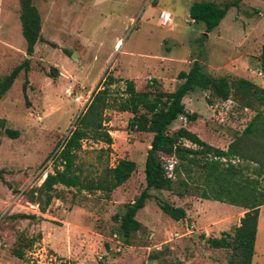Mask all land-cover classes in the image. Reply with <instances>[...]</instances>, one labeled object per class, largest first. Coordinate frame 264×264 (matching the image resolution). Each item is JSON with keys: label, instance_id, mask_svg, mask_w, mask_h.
Listing matches in <instances>:
<instances>
[{"label": "rangeland", "instance_id": "374dc122", "mask_svg": "<svg viewBox=\"0 0 264 264\" xmlns=\"http://www.w3.org/2000/svg\"><path fill=\"white\" fill-rule=\"evenodd\" d=\"M233 1L33 0L41 20V40L29 57L21 35L19 0H0V78L29 60L28 72L21 70L0 99V264H159L150 260L154 252L163 254L165 264H227V253L211 248L205 239L232 234L240 215L223 224L220 218L212 220L218 210L209 207L202 223L188 232L189 224L184 220L176 224L160 209L164 202L179 205L172 192L150 190L145 207L136 214L141 228L127 241L121 239L119 217L145 187L142 155L152 139L149 133L128 131L132 117L128 112L105 110L110 152L98 159L97 151L106 145L83 140L77 163L83 176H93L121 159L132 160L138 170L129 181L108 198L97 191L57 186V198L44 213L26 195L53 173L57 164L52 154L76 127L91 94L110 77L116 81L108 98L114 104L123 99L120 95L128 80L139 92L175 90L179 72H188L195 60L214 78H247L263 88L264 0H246L249 5L241 1L210 33L188 16L194 2L223 6ZM161 11L170 14L171 22L161 24ZM119 39L124 43L115 51ZM183 104L206 120L177 119L168 133L187 125L220 147L233 141L254 116V111L232 99L213 98L209 90L188 93ZM163 161L168 169L174 162L170 157ZM232 163L249 165L243 176L262 181L264 189L263 176L252 172L253 163ZM190 191L201 199L199 184ZM262 219L264 227V215ZM206 222L215 230L204 232L201 226ZM15 251H21L22 257ZM252 264H264V233L257 240Z\"/></svg>", "mask_w": 264, "mask_h": 264}, {"label": "trees", "instance_id": "16d2710c", "mask_svg": "<svg viewBox=\"0 0 264 264\" xmlns=\"http://www.w3.org/2000/svg\"><path fill=\"white\" fill-rule=\"evenodd\" d=\"M241 1L243 0H234L223 6L213 2H194L188 10L189 18L194 24H203L205 32L210 33L219 26L227 11L237 7ZM19 7L21 35L26 45V55L30 57L35 45L41 40V20L33 0H19ZM21 70L28 72V59L9 75L0 78V99L12 87ZM262 72L264 73V51ZM52 74L51 76H55V69H52ZM177 79L180 84L172 92H139L132 81H125L126 87L120 95L123 99L115 104L108 98L111 95L110 88L116 81L112 77L104 81L101 88L99 86L91 94L74 130L65 138L56 154H52L57 164L53 173H48L39 187L29 191L27 200L37 204L44 213L51 201L57 198V186L77 191H97L108 198L111 192L130 179L137 168L132 160L121 159L115 166L107 165L101 173L93 176H83V167L77 163L83 140L91 139L106 145L97 151L98 159L110 152L112 138L104 125L103 116L104 111L112 107L118 112L132 114L127 123L128 131L152 135L144 162L145 187L132 203L124 206V212L119 217L118 232L121 239L127 241L132 232L141 228L136 214L145 207L150 198V190L172 192L179 196L189 193L191 187L199 184L202 199L224 202L245 210L239 226L234 228L232 234L223 232L218 238H206V243L213 249L225 251L227 264H252L259 208L264 205V189L262 181L243 176V171L249 169V165L243 167L232 162L253 163V174L258 178L263 176L264 182V109H261L264 107V89L244 78H214L203 71L197 60L192 63L188 72H180ZM146 86L151 87L148 83ZM197 89L209 90L217 100L226 102L232 99L243 108L254 111L252 119L224 151L206 144L185 127L168 133V128L180 117H185L189 123L196 121L197 114L186 111L183 99ZM208 103L212 105V101L209 100ZM5 133L14 135L9 130H5ZM184 142L194 147L185 146ZM163 157L173 159L171 170ZM224 195L227 200L222 198ZM160 209L175 223L186 217L182 208L165 202ZM14 254L18 258L22 257L21 251H15ZM162 257V253L154 252L150 260L165 264Z\"/></svg>", "mask_w": 264, "mask_h": 264}, {"label": "crops", "instance_id": "0c3cea01", "mask_svg": "<svg viewBox=\"0 0 264 264\" xmlns=\"http://www.w3.org/2000/svg\"><path fill=\"white\" fill-rule=\"evenodd\" d=\"M244 3L246 5H249V3L246 2V0L243 1V4ZM257 31H258V29H256V32ZM251 33H253V32L251 31L250 34ZM255 35L258 36V34H255ZM251 37H252V35H251ZM169 66H170V69H171V67L173 69V66L168 63V67ZM201 66H202V64H201ZM202 69H203V67H202ZM244 79L249 80L247 78H244ZM179 84H180V81H179ZM263 88H264V85H263ZM170 92H172V91H170ZM185 109L189 113L193 112V111L188 110L186 105H185ZM213 110H215V109L213 108ZM196 114H199L197 116L196 121L206 120V118H203V116L200 113H196ZM178 120H179V118H178ZM178 120H176V121H178ZM182 127H185L188 130H190L191 132L195 133L199 137L200 140H202L203 142H205L206 144H208V145H210V146H212L214 148H218V149L223 150V151L227 149V146H228L229 143H227L226 147H224V146L220 147V146L217 145L216 142H214L212 140L211 141H207L206 139H203L201 137L200 132L196 131V129H192L191 127H189L187 125H184ZM148 148H149V146L147 147V149ZM145 156H146V152L142 155V158L144 157V162H145ZM136 170H138V168H136ZM140 170L142 171V182L145 184V181H144V166H143V169H140ZM133 175H134V173H133ZM131 177H130V179H131ZM189 192L190 193H184L183 195H179V196L176 195V198L179 201L178 202L179 205L175 206V207H178V208H182L185 211L186 217H185L184 221L183 220L182 221L185 222L187 225L189 224L187 227L189 229H191V230L188 231V232H191V233L193 232L192 228L195 227L194 224L198 225V224L202 223L203 217L206 216L204 211L207 210L209 207H213L214 209L218 210V212H215L216 214L214 215L212 220L220 218V219H222V220H220V222L223 221V224H227L228 222L234 221V219L237 216V214H239L240 218L238 220V224H236V227L239 226L240 219L243 217V214L245 212V210L243 208H240V207H237V206H233V205H230V204H227V203H224V202L215 201V200L202 199L201 197H200L201 199H199L197 196H194V194H192L190 190H189ZM130 203H132V202H130ZM239 210H243V211L239 212ZM263 215H264V205L259 208V216H258L255 248H257V240L259 239L260 234L264 233V227L262 225V221H263L262 216ZM176 224H181V222H177ZM205 224L206 225H204V227L201 226V228H203V231L204 230H215V227H210V225H208L207 222Z\"/></svg>", "mask_w": 264, "mask_h": 264}, {"label": "built area", "instance_id": "2783aa9c", "mask_svg": "<svg viewBox=\"0 0 264 264\" xmlns=\"http://www.w3.org/2000/svg\"><path fill=\"white\" fill-rule=\"evenodd\" d=\"M159 20L161 21V24H166V23L171 22L170 14L166 11H161L159 13ZM123 43H124V41L122 39L117 40L115 45H114L115 51H118L119 49H121V47L123 46ZM179 120L186 122L185 117H180ZM171 169H172V164L169 165V170H171ZM186 230L189 231L190 229L188 227H186Z\"/></svg>", "mask_w": 264, "mask_h": 264}, {"label": "water", "instance_id": "95a60500", "mask_svg": "<svg viewBox=\"0 0 264 264\" xmlns=\"http://www.w3.org/2000/svg\"><path fill=\"white\" fill-rule=\"evenodd\" d=\"M188 15H189V13H188Z\"/></svg>", "mask_w": 264, "mask_h": 264}]
</instances>
